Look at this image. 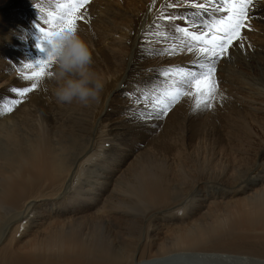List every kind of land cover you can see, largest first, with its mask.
<instances>
[{"label":"bare ground","instance_id":"bare-ground-1","mask_svg":"<svg viewBox=\"0 0 264 264\" xmlns=\"http://www.w3.org/2000/svg\"><path fill=\"white\" fill-rule=\"evenodd\" d=\"M63 2L0 0V112L12 108L0 114V264H264V0L218 61L214 98L197 107L193 90L159 117L158 73L195 60L142 51L162 0L85 6L76 32L98 102H58L47 75L12 92L30 86L24 64L45 56L36 25Z\"/></svg>","mask_w":264,"mask_h":264},{"label":"snow or ice","instance_id":"snow-or-ice-1","mask_svg":"<svg viewBox=\"0 0 264 264\" xmlns=\"http://www.w3.org/2000/svg\"><path fill=\"white\" fill-rule=\"evenodd\" d=\"M88 3L89 0H64L57 6L55 13L48 12L44 20L47 28L36 25L39 37L35 47L45 53V45L53 37L64 31H76V21L84 19ZM152 3L154 5L156 0H152ZM182 6H191L196 11L183 15L167 11ZM209 6H213V11H209ZM252 6L253 0H162L161 7L153 14L152 22L141 31L142 51L151 56H172L177 52H187L195 60L192 68L179 67L173 71V66H168L158 73L167 86L152 93L159 97L157 106L152 109L157 117L166 115L169 106L179 102L182 96H193V90L196 92L194 98L197 100V107L200 106L199 97L205 95V92L209 99L214 98L218 87L214 80L216 65L222 58L230 57V47L234 46V41H238L241 28L247 27L243 22L250 19L249 8ZM81 9L84 11L81 12ZM152 11L150 7L149 12ZM217 12L222 14L217 16ZM202 13L208 15L203 17ZM240 47L244 48V44L240 43ZM53 66L52 58L46 53L44 58L26 62L24 67L33 70L24 73V78L32 82L29 87L13 88L12 92L23 98L37 88L36 81L41 77L52 75ZM146 95L141 92L135 103L139 104ZM19 102L14 100L13 104ZM11 110L9 106L3 112Z\"/></svg>","mask_w":264,"mask_h":264},{"label":"clouds","instance_id":"clouds-1","mask_svg":"<svg viewBox=\"0 0 264 264\" xmlns=\"http://www.w3.org/2000/svg\"><path fill=\"white\" fill-rule=\"evenodd\" d=\"M45 53L53 60L50 78L55 82L53 95L60 103L98 102L104 83L91 65V52L76 31H64L45 45Z\"/></svg>","mask_w":264,"mask_h":264},{"label":"rangeland","instance_id":"rangeland-1","mask_svg":"<svg viewBox=\"0 0 264 264\" xmlns=\"http://www.w3.org/2000/svg\"><path fill=\"white\" fill-rule=\"evenodd\" d=\"M262 157V156H261ZM232 223H235L237 227H247L248 223H246L244 220H235ZM182 264V262H179V264ZM192 264V263H191Z\"/></svg>","mask_w":264,"mask_h":264}]
</instances>
